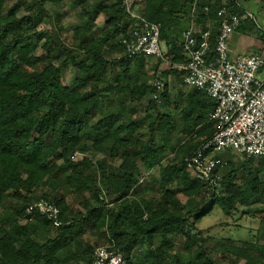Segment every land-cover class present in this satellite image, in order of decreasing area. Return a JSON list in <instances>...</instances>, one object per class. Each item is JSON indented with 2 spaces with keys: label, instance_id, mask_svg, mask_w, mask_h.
Here are the masks:
<instances>
[{
  "label": "trees",
  "instance_id": "1",
  "mask_svg": "<svg viewBox=\"0 0 264 264\" xmlns=\"http://www.w3.org/2000/svg\"><path fill=\"white\" fill-rule=\"evenodd\" d=\"M136 1L148 20L161 24L166 55L186 62L182 32L192 18L194 0ZM6 2L0 0V264H93V252L102 242L128 264H222L207 239L193 231L194 223L215 206L227 215L239 205L264 206V161L255 167L254 159L238 162L233 154H219L227 165L218 168L222 177L217 187L191 175L185 158L214 134L209 114L215 101L192 87L174 101L177 108L184 103L177 117L158 107V100L164 107L171 100L167 78L178 75L185 85V71L173 65L162 70L165 88L158 99L153 97L152 78L161 61L150 74V57H130L120 45L136 25L122 0H74L86 21L74 29L72 48L58 34L39 29L49 22L46 4L61 6L63 0H19L9 7ZM223 5L244 14L234 0H200L196 22L203 24L201 29H208L210 16L219 22ZM101 14L105 27L96 37ZM219 26L209 27L211 52ZM40 47L47 56L38 60L33 53ZM111 48H117L118 56H109ZM67 68L74 74L61 85ZM148 98L140 118L137 103ZM157 132L160 144L154 140ZM167 149L175 153L169 161ZM90 150L103 157L94 163L84 155ZM106 156L113 162L110 168ZM143 167L149 172L159 167V178L150 175L145 181ZM149 184L159 193L149 194ZM65 187L80 199V207L69 201ZM201 191L207 192V201L196 210L180 198ZM40 198L59 206L61 226L27 212ZM182 240L187 251L196 246L189 261L176 251ZM226 246L225 252L245 264H264V244Z\"/></svg>",
  "mask_w": 264,
  "mask_h": 264
},
{
  "label": "built area",
  "instance_id": "2",
  "mask_svg": "<svg viewBox=\"0 0 264 264\" xmlns=\"http://www.w3.org/2000/svg\"><path fill=\"white\" fill-rule=\"evenodd\" d=\"M199 1L194 0L192 19ZM122 3L129 16L136 20L130 34L119 40L126 53L130 57H150L161 61V65L165 64L167 68L173 65L185 71V85L204 90L215 101V107L209 114L215 122L214 134L185 158L192 176L217 187L222 177L218 168L227 165V160L219 156L221 152L264 161V57L255 52L233 58L229 43L243 16L252 15L228 13L222 8L218 12L220 27L213 52L211 29H198L191 23L182 32V49L187 61L178 65L166 55L165 45L160 39L161 24L148 20L137 9L136 0H122ZM209 9V6L205 7L206 11ZM162 70L160 66L153 80V97L156 99L166 84ZM74 155L78 156L80 152ZM101 198L108 202L104 195ZM27 212L46 216L55 227L63 224L59 206L45 198L30 203ZM92 261L93 264H128L109 243L95 248Z\"/></svg>",
  "mask_w": 264,
  "mask_h": 264
},
{
  "label": "rangeland",
  "instance_id": "3",
  "mask_svg": "<svg viewBox=\"0 0 264 264\" xmlns=\"http://www.w3.org/2000/svg\"><path fill=\"white\" fill-rule=\"evenodd\" d=\"M19 0H7L6 6L9 7L12 4L16 3ZM74 0H63V3L61 6L47 3L46 8L49 13V22H44L39 26L40 30L54 32L58 34L61 42L65 44L66 47H74V29L77 25H80L86 21L85 16L81 13V8L73 3ZM263 3V9H264V0H262ZM261 1V2H262ZM140 6V3H139ZM228 5H223L225 7V10H227ZM22 15V12L20 13ZM105 20L106 18L101 14L99 18L97 19V27L95 28L94 35L96 37H100L102 35V29L105 27ZM109 45V44H108ZM107 45V46H108ZM110 48V47H109ZM117 48H111L109 52V56L115 57L118 54L116 53ZM34 57L38 60L43 59L47 56V52L44 51L43 48H39L35 53H33ZM159 60L156 59H150L147 61V69L149 70V73H153V69L155 66H158ZM162 69H166L167 66L165 64L161 65ZM134 69V67H133ZM74 72L72 69L67 68L65 72V76L63 77V80H61V85L67 84L71 80V77L73 76ZM180 76L172 75L169 76L168 79V85H169V91H170V102L168 106H163L162 102L158 100V107L164 111L165 113H171L174 114V116L179 115V110L183 106L180 105V107L177 108L176 104H174V101L179 98L180 93L182 92L183 97L185 94H188V92L191 90L192 87L184 85L181 80L179 79ZM155 77L152 78L154 80ZM148 99H144V101H141L137 103L138 108V116L144 117L146 114L147 109V101ZM106 105V104H105ZM95 120L97 119L94 118ZM151 123V121L149 122ZM185 136V135H184ZM184 136L182 138H184ZM154 140L157 144H160L161 142V133L157 132L154 136ZM219 154H224L223 152ZM84 155H86L89 159H91L94 163L98 161L100 158L103 157V154H96L94 151L90 150L87 151ZM175 153L172 152L170 149L166 150V156L167 160H171L174 158ZM235 155V160L238 162H242L246 160L240 155ZM82 155L76 156L77 159L81 158ZM107 157V163L106 166L110 168L113 166L112 160ZM252 163L255 167H261L260 160H252ZM158 171V170H157ZM245 175L246 172L243 171ZM151 175V174H150ZM148 175L145 177V181H150V177L153 175ZM191 175L193 173L191 172ZM260 176L262 179H264V166L261 169ZM157 179V176H154ZM155 190V192H154ZM71 188L65 187L63 192L66 194L67 198L70 202H72L76 207H80L79 201L80 199H77L74 194H71ZM148 193H159L157 192L156 185L152 186V184H149L148 187ZM208 197V194L206 191H201L194 195L191 198H187L184 195H180V198L183 202L187 203V206L191 209H198L200 208L204 203H206V199ZM264 206L260 204H252V205H239L235 210L232 211L231 214L227 215L225 214L221 208L218 206H215L213 211L200 221H197L194 223L193 231L197 233L200 237L207 239L206 244L207 246L212 249V255L214 258H218L221 260L222 264H245V259L238 258L232 253L225 252L226 245L229 243H236V244H243V243H257L259 245L264 244ZM86 238H88L90 241L94 240L90 239L88 235H86ZM184 240L177 242V250L179 254L181 255L182 259L184 261H189L191 257L194 255V249L196 246L193 247V250L187 251L184 249ZM106 243L102 242L99 245H104ZM98 245H96L97 247ZM255 255H260V250L258 248H255L254 250Z\"/></svg>",
  "mask_w": 264,
  "mask_h": 264
},
{
  "label": "crops",
  "instance_id": "4",
  "mask_svg": "<svg viewBox=\"0 0 264 264\" xmlns=\"http://www.w3.org/2000/svg\"><path fill=\"white\" fill-rule=\"evenodd\" d=\"M209 1L214 2L215 0H209ZM225 1H227V0H225ZM261 1L262 0H234V2L237 4V6L243 8V10H244L243 15H245V13L251 14L252 15L251 18L253 19V21L251 19H247L246 15L243 16V21H242L241 25L231 35L229 43H230L231 56L233 58H236V57L242 56V55L255 53V52L261 53L264 57V9H263V5H262L263 1L262 2ZM137 4H138L137 9L139 10L140 7L142 6V4H140V6H139V2ZM209 7H211V6H209ZM222 8H225V7L222 6L218 10V12ZM191 11H192V15H193V9ZM218 12H217V14H218ZM227 12L228 13H235V12H230V11H227ZM196 18H197V9H196V15H194L193 19L192 18L186 19L185 25L188 27L191 23H194L195 26L198 29H200L203 24L197 23ZM216 23L220 25V20L218 22V20L215 18V16L208 17V19L206 21V25L208 26V28L209 27L213 28L216 25ZM218 30H219V28H218ZM150 59L153 60V58H149V60ZM179 64L180 63H178V65ZM262 74L264 75V68H263ZM167 82H168V79H167ZM164 164H165V162H164ZM143 169L145 171L144 178L150 174L157 176V174L159 175V173H160L159 167H156L155 169H153L150 172L148 170H146L144 167H143ZM89 237H90V239H93V236H89Z\"/></svg>",
  "mask_w": 264,
  "mask_h": 264
}]
</instances>
